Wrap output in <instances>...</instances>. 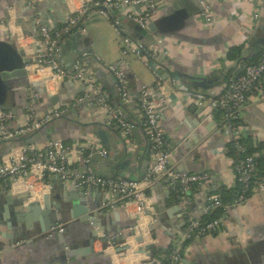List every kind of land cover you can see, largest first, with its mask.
I'll return each mask as SVG.
<instances>
[{"label": "crops", "instance_id": "crops-1", "mask_svg": "<svg viewBox=\"0 0 264 264\" xmlns=\"http://www.w3.org/2000/svg\"><path fill=\"white\" fill-rule=\"evenodd\" d=\"M87 1L89 0H40L31 5L26 0H2L0 40H13L17 49L23 51L26 57L35 59L45 52V48L38 42L36 21L45 27L56 29L64 23L71 11ZM204 1L208 4V11L215 17L212 23H206L200 14L189 21V26L179 32V37H160L154 43H143L156 49L157 72L163 80L162 91L171 105L162 112L161 117L170 153L168 168L173 172L207 173L211 192L215 195L216 192L222 193L234 188L235 174L233 160L227 152L230 143L229 127L218 125L213 111L209 109V100L216 98L221 90L219 82L225 84L226 79L230 81L234 78L241 61L248 62L260 53L259 47L264 40V0ZM169 4H163L152 21L158 19ZM255 15L257 18H254ZM83 28L84 33L74 30L70 34L71 37L77 34L89 37L91 41L90 48L94 57L89 66L83 64L81 68L112 66L124 73L130 102L124 103L119 97L118 103H112L108 99L112 109L119 113L122 120L139 133V139L131 136L127 141L130 155L135 158L134 167L131 166L132 173L124 172L120 175L140 182L143 179L140 178L139 162L148 157L149 167L153 159L135 101L139 89L154 87L156 79L153 71L134 56L121 54L119 31L110 18L93 15L84 23ZM252 37L260 43H256L247 52L244 47ZM63 42H67V39ZM232 47H241L247 58L242 59L241 56L234 61L228 60L227 51ZM69 55L66 59L72 63V70L78 64L72 58V52ZM26 71L27 90L30 89L31 94L34 90L37 91L34 94L38 95V99L33 102V106L38 117H43L49 111L51 98L56 97L54 109L63 110V114L48 126V133H52L54 139L68 141L66 145L72 146L69 167L71 179L63 181L55 176L47 178V188L38 187V199L34 201L41 202V197L49 194L52 206L61 204L62 207L69 208L70 202L65 201L67 199L64 194L70 192V183H78L83 169L84 152L89 146L95 145L106 150L91 135V128L87 126L94 123L106 124L108 113L88 103H76L80 89L73 82L71 85L70 80L48 83L49 72H36L32 63ZM173 71L175 74L182 73L203 81L213 77L221 78L213 85L205 84L206 89L201 90L207 97L203 102L204 110L195 104L199 100L193 102L189 99V94L179 86ZM27 90L20 87L11 92L8 105L15 108L21 106L23 110L31 95ZM22 110H17L16 114ZM241 122L244 136L255 147L258 143L264 145V90H257L249 96ZM183 137H187L185 145L181 142ZM117 145L121 151V144L117 142ZM19 149L20 147H11L9 144H0V163L12 162V158L18 156ZM108 154L110 156L109 152ZM256 157L262 158L264 162V149ZM107 158L100 157V161L95 162L96 165L90 164L91 168H103L102 160ZM260 181L263 188H253L242 204L229 207L216 232L193 237L182 244L181 264H264V169ZM76 188H79L78 185ZM24 194L26 191L20 183L0 181V264H162L170 245L180 237L185 224L190 220L201 221L208 213L207 192L204 188L194 187L187 196L181 197L170 189L165 179L144 190V214L135 213L129 204L119 203L114 209H101L104 204L115 201L117 195L96 188L91 191L86 189V201L89 205L93 204V209L94 204L99 205L101 213L98 219L102 220L103 227L113 231L119 228L117 233L120 234L129 233L117 245L120 247L125 243L129 249L116 254L114 247L107 245L104 251L101 243L95 241L92 250L84 253L92 230L88 222L58 220L56 227L51 228L47 237L42 238L37 233L41 227L35 217H31L28 223H18L13 216L6 217L3 209L6 197H20ZM52 206L51 212L58 214L59 210ZM42 209L40 204V210ZM15 210L19 211L21 208ZM58 228H63V232L60 233Z\"/></svg>", "mask_w": 264, "mask_h": 264}, {"label": "built area", "instance_id": "built-area-1", "mask_svg": "<svg viewBox=\"0 0 264 264\" xmlns=\"http://www.w3.org/2000/svg\"><path fill=\"white\" fill-rule=\"evenodd\" d=\"M26 1L34 5L40 0ZM171 1L89 0L79 8L71 11L66 16L64 23L56 29H50L36 21L39 33L38 42L45 48V52L33 59L32 65L36 72L41 74L46 70L49 72L48 83L54 84L70 80L76 84L80 89V95L76 99V103H88L106 110L108 113L106 125L120 128L121 135L126 137L128 141L131 137L130 129L132 127L128 126L119 113L112 109L107 94L98 84L93 68L78 69L75 67L72 70L66 69L62 64L56 45L59 41H64L72 30L84 33L83 25L93 15L110 18L109 10H113L115 14L125 16L137 26L145 29L152 19L158 15L162 5L167 2L171 3ZM200 5L202 7L201 16L206 23H212L215 20L213 13L208 11V6L205 3L200 2ZM254 18H257V16L255 15ZM111 20L114 27L119 31L122 46L121 54L123 56H134L145 67L153 71L156 79L154 87H141L139 89L135 101V107L142 117V126L150 146L153 162L147 168L145 176L140 182L124 178L96 177L90 165L92 157L99 155L102 158H107L109 154L97 145L89 146L88 150L86 149L88 154L83 159V169L77 183L78 187L85 190L96 188L117 195L115 201L104 204L101 209H114L119 203L120 205L129 204L137 214L145 213L144 190L163 179L167 180L170 189L181 197H185L194 187L204 188L207 192V209L221 208L224 214L229 207L242 204L246 199L245 194L252 191L253 188L262 189V182L255 179L256 162L253 157H243L233 165L235 182L241 185L242 190L232 206L223 205L217 196L212 195L210 177L207 173L173 172L168 168L170 153L162 128L161 117L162 112L171 105L162 91L163 80L157 72L156 49L143 42L131 40L123 34L121 22L116 18ZM103 68L115 78L120 100L129 103L124 73L112 66H103ZM257 90H264V51H262L260 61L257 64L244 65L241 68V73L228 83L223 84L217 97L209 100L211 111H221L224 120L233 123L229 127V142L233 141L237 152L240 154L245 152L244 147L238 143L243 135L244 128L242 125H235L234 123L242 120L249 96ZM205 98L207 97L201 94L193 102L199 100V103L195 104L205 108L203 105ZM37 99V94H31L19 114L0 111V143L16 137L30 135L40 129L43 124L57 119L63 114V110L53 109L48 111L46 116L38 117L33 106V102ZM71 152L72 146L66 145L58 139L20 147L18 156L12 158V162L0 163V181L10 180L20 183L25 191L32 192V197L36 198L38 187L47 188V185H45L47 178L55 176L63 181L71 179L72 172L69 168ZM79 152L82 153V150L79 149ZM222 223L223 217L204 224L197 220L188 221L180 237L173 241L169 247V253L166 257L167 264H181L182 244L193 237H202L208 233L216 232ZM59 232L62 233L63 228H59ZM119 236L120 233L109 236L108 246L111 247V242Z\"/></svg>", "mask_w": 264, "mask_h": 264}, {"label": "water", "instance_id": "water-1", "mask_svg": "<svg viewBox=\"0 0 264 264\" xmlns=\"http://www.w3.org/2000/svg\"><path fill=\"white\" fill-rule=\"evenodd\" d=\"M200 2L208 5L204 0H172L171 3L165 7L161 12V16L152 21L145 29L137 26L133 21L128 20L125 16L120 14H115L113 10H109L110 19L117 18L121 22V28L123 34L130 38L131 40L140 41V42H150L154 43L155 39L160 37H179V32L185 30L189 26V21L194 19L202 12V7ZM196 8V10H193ZM73 31V30H72ZM66 36L67 42L59 41L56 45V48L59 50V55L62 59L63 66L70 69V61L68 62L66 56H70L69 53L72 52V58L76 59L78 64V69L82 67L83 64L89 66L93 59V52L90 48V38L82 37L79 34L71 37L70 34ZM257 41L255 37H252L247 46L244 48L246 51H251L255 46ZM259 49H262L261 45ZM241 58L246 59V52L241 53ZM241 59V60H242ZM33 62L32 57H26L23 51L17 49L15 42L3 41L0 40V111L11 112L13 114L17 113V110H22L21 106L12 107L8 105V97L11 92H15L17 88H24L27 90L28 84L26 83L27 71L26 66H29ZM239 68L234 77H237L241 73V68L244 66L243 61H241ZM94 75L99 82L101 88L107 94L110 101L119 102V92L116 89V80L115 78L107 73L103 66L96 67L93 69ZM175 74V72L173 71ZM224 74V73H222ZM169 75H171L169 73ZM177 81L179 86L182 89L186 90V93L189 94V99L194 100L198 95H201V90L206 89V85H213L214 82L217 83L220 80V77H213L210 79L198 80L187 77L185 74L176 73ZM22 82L24 84H22ZM72 85V81H69ZM22 84V85H21ZM219 84L223 85L222 81ZM45 90V89H44ZM31 91L28 89L27 93ZM45 92V91H44ZM34 93H37L34 90ZM119 97V98H118ZM56 97L51 98V105L48 107L49 111L54 109L56 104ZM204 110V107H200ZM117 110L122 112L121 108L117 107ZM48 114V111L44 113V116ZM61 118V117H60ZM58 118V119H60ZM57 119H53L43 124L40 129L33 132L30 135L16 137L7 141L0 143L1 145L9 144L11 147H23L32 144H40L45 141H50L53 138V134L48 133V126L54 123ZM91 128V135L97 139V141L103 145V147L110 153V156L106 160H102L103 168L99 170H93L92 172L96 177L103 178H124L120 174L124 172L132 173V167H134V160L127 145V138L121 135V130L114 128L101 123H94L93 125L87 126ZM131 136L135 139H139V133L135 128L130 129ZM187 137H183L181 142L187 144ZM117 142L121 144L122 150L119 151ZM148 153H146V156ZM149 156V155H148ZM124 158L123 160H121ZM100 161L99 155H94L92 157L90 164L92 166L96 165L95 162ZM149 158L146 157L144 161L139 162L138 167L140 168V178L143 179L148 168ZM132 166V167H131ZM113 167V169H110ZM127 179V178H124ZM77 187V181H74L69 184L70 192L64 194L65 201L70 202V207H62V205L53 204L51 205V197L49 194L43 195L41 197V202H35V199L32 197V192L26 191V194L20 197H6L5 206L3 207L5 211V216H13L15 221L18 223H23V221L30 220V218H36L40 222V229L37 232L42 238L47 237L48 232L51 228L56 227L58 220H68L75 221L80 223L88 222L91 225L90 236L87 239L85 245L84 253H87L88 250H92L93 243L98 241L102 245V250H106L107 245L109 244V236L117 234L119 228L113 230L105 229L102 225V220L98 219L99 214L101 213L99 205L93 204L89 205L86 201L85 189ZM73 188H76L75 190ZM92 188H88V191H91ZM187 196V195H186ZM181 198V197H180ZM182 200V198H181ZM37 201V200H36ZM40 204H42V210H40ZM55 207L59 210L58 214L52 213L50 207ZM21 208L17 211L15 209ZM38 216V217H37ZM105 224V222L103 223ZM59 231V228L57 229ZM116 232V233H115ZM108 234V235H107ZM129 233L120 234L115 240L111 242V247H114V252L116 254L126 252L129 249V246L125 243L120 247L117 245L127 237ZM118 248V249H116Z\"/></svg>", "mask_w": 264, "mask_h": 264}, {"label": "trees", "instance_id": "trees-1", "mask_svg": "<svg viewBox=\"0 0 264 264\" xmlns=\"http://www.w3.org/2000/svg\"><path fill=\"white\" fill-rule=\"evenodd\" d=\"M261 47H262V49L260 50V53L256 57H254L251 60H249L248 62L244 61L243 62L244 65L257 64L260 61L262 51H264V40H263V44H262ZM242 51H243V49L241 47H232L231 49H229L227 51L226 57L230 61L237 60V58L241 57ZM228 82H229V79L228 80L226 79L225 83H228ZM213 117L218 122L219 126H223L224 125V126H227V127H231L233 125V123H231V122H229L227 120H224L223 113L221 111H219V110L213 111ZM234 124L235 125H238V124L242 125V122L240 120L239 122H235ZM117 129H120V128H117ZM63 143L67 144L68 141H63ZM238 143L241 146H243L244 149H245V152L243 154H240V153L237 152L233 141L230 142L228 144V146H227V152H228L229 157L232 158V160H233V165L235 163H237L243 157H253L254 161L256 162L255 179L260 181L261 180V175H262V170L264 169V162H263L262 158H260V157L257 158L256 155H259L261 153V151L264 149V145L261 144V143H258L256 145V147H255L252 144V142L250 141V139H248V137H246V135L244 136V134L239 139ZM87 154H88V151L86 150L84 152V156H86ZM241 190H242L241 189V185L239 183L235 182L234 188H232L230 190H225L222 193L216 192L215 196H217V198L219 199V201L223 205L232 206L233 202L236 200L238 195L241 193ZM250 193H251V191L246 193L245 194V198H247L250 195ZM223 216H224V211L221 208H213V209H209L207 215L199 222L204 224V223H208V222L213 221V220L221 219ZM168 253H169V250H168V252L166 254V257L168 255ZM166 257H165V259H164L162 264H167Z\"/></svg>", "mask_w": 264, "mask_h": 264}, {"label": "rangeland", "instance_id": "rangeland-1", "mask_svg": "<svg viewBox=\"0 0 264 264\" xmlns=\"http://www.w3.org/2000/svg\"><path fill=\"white\" fill-rule=\"evenodd\" d=\"M120 40V39H119Z\"/></svg>", "mask_w": 264, "mask_h": 264}]
</instances>
